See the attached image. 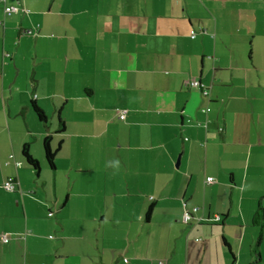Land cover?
<instances>
[{"label":"crops","instance_id":"1","mask_svg":"<svg viewBox=\"0 0 264 264\" xmlns=\"http://www.w3.org/2000/svg\"><path fill=\"white\" fill-rule=\"evenodd\" d=\"M0 21V264H264V0H0Z\"/></svg>","mask_w":264,"mask_h":264},{"label":"trees","instance_id":"2","mask_svg":"<svg viewBox=\"0 0 264 264\" xmlns=\"http://www.w3.org/2000/svg\"><path fill=\"white\" fill-rule=\"evenodd\" d=\"M31 108L32 110L34 111V113L36 114V116L39 118V120H45V115L43 114V112L39 109L38 105L35 103V101H32L31 102ZM63 121L58 118V130H62L63 128ZM49 141H50V137L49 136H45L43 138V141H42V145H43V153H44V157H45V160L47 162V164L49 165L50 168H54V150L51 148L50 144H49ZM21 154H22V157L24 159V161L30 165V167L36 172V174L38 175V171H39V163L37 161L36 158H34L30 153H29V146L28 144H24L22 145V148H21ZM16 164V163H15ZM19 164V163H18ZM13 181V180H12ZM151 205L148 206L147 208V211H146V217L150 214V211H151ZM263 218H264V211H263V207L261 205V201L257 204V208L255 210V213H254V216L252 218V222L254 224H257V225H261L262 222H263ZM256 252V255L257 254V251Z\"/></svg>","mask_w":264,"mask_h":264},{"label":"built area","instance_id":"3","mask_svg":"<svg viewBox=\"0 0 264 264\" xmlns=\"http://www.w3.org/2000/svg\"><path fill=\"white\" fill-rule=\"evenodd\" d=\"M4 11L6 14H10L11 12H15L17 11V8L16 7H12V6H6L4 8ZM2 24V22L0 21V25ZM196 36V33L194 31H190V37L194 38ZM5 56L6 57H9L10 56V53L9 52H6L5 53ZM187 85L190 86L191 88H199L202 92L203 95L207 96L208 95V90L205 88L204 85H202L200 82H198V80L196 79H188V81H186ZM210 109L209 108H206L205 111H209ZM119 117L121 119H123L125 117V110H120L119 111ZM16 165H18V162H16ZM206 182L207 183H212L213 182V178L212 177H207L206 178ZM2 187L6 189V191H14L15 190V183L14 181H12L11 179L9 180H5L2 184ZM182 204V207H183V213H182V216H181V220L185 223H187L188 221L191 220L192 216H193V213H195L197 211V207L194 206L191 208V211L187 210L186 209V203L185 201H182L181 202ZM221 215H218V214H212L208 217H205L204 220L206 221H215V222H219L221 221ZM1 238H2V241H7L8 238L5 236V234H2L1 235ZM159 264H165L164 262L160 261Z\"/></svg>","mask_w":264,"mask_h":264},{"label":"rangeland","instance_id":"4","mask_svg":"<svg viewBox=\"0 0 264 264\" xmlns=\"http://www.w3.org/2000/svg\"><path fill=\"white\" fill-rule=\"evenodd\" d=\"M56 120H57V119H56ZM54 121H55V120L52 121V126L55 125ZM52 144H53V147H54L55 144H54L53 142H52ZM179 156H180V155L176 156V160H177V158H179ZM200 159H201V158H200ZM46 164H47V163H46ZM47 165H48V164H47ZM48 166H49V165H48ZM46 171H48L47 168H46Z\"/></svg>","mask_w":264,"mask_h":264},{"label":"water","instance_id":"5","mask_svg":"<svg viewBox=\"0 0 264 264\" xmlns=\"http://www.w3.org/2000/svg\"><path fill=\"white\" fill-rule=\"evenodd\" d=\"M178 162H179V159L177 158V160H176V165H178Z\"/></svg>","mask_w":264,"mask_h":264}]
</instances>
